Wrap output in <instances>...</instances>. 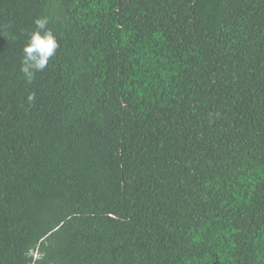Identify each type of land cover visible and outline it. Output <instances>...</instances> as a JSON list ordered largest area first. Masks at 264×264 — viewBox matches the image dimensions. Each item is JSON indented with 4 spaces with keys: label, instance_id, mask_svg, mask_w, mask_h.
I'll use <instances>...</instances> for the list:
<instances>
[{
    "label": "trees",
    "instance_id": "trees-1",
    "mask_svg": "<svg viewBox=\"0 0 264 264\" xmlns=\"http://www.w3.org/2000/svg\"><path fill=\"white\" fill-rule=\"evenodd\" d=\"M0 264H264V0H0Z\"/></svg>",
    "mask_w": 264,
    "mask_h": 264
},
{
    "label": "clouds",
    "instance_id": "clouds-1",
    "mask_svg": "<svg viewBox=\"0 0 264 264\" xmlns=\"http://www.w3.org/2000/svg\"><path fill=\"white\" fill-rule=\"evenodd\" d=\"M35 29L29 34L22 49L20 71L25 80L31 83L38 72L44 71L50 59L59 48V43L50 29L48 18L38 17L33 21ZM29 100L33 97L30 95Z\"/></svg>",
    "mask_w": 264,
    "mask_h": 264
}]
</instances>
